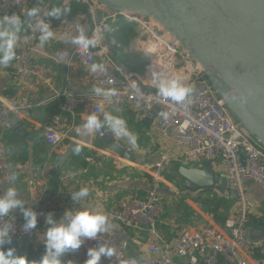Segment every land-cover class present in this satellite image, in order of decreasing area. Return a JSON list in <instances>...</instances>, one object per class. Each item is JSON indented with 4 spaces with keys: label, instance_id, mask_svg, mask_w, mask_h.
I'll return each instance as SVG.
<instances>
[{
    "label": "built area",
    "instance_id": "1",
    "mask_svg": "<svg viewBox=\"0 0 264 264\" xmlns=\"http://www.w3.org/2000/svg\"><path fill=\"white\" fill-rule=\"evenodd\" d=\"M52 3L53 0H0V8L14 10L22 16L28 8L36 6L39 9L38 16L27 21V35L31 42L39 41L40 33L35 27L38 19L50 25V29L57 35L56 40H62L59 37L75 32L76 25L84 26L88 20H91L93 25L87 36L95 38L97 45L87 51L76 46L74 56L87 68L96 86L114 87L118 95L106 100L95 93L54 90L53 97L57 101V111L52 115L50 125L44 131L46 144L51 148L63 144L64 134L57 126L61 123L63 113L74 114L79 106L91 104L93 113L97 115L102 114L105 106L124 102H130L132 106L147 111L158 106L161 110L156 124L162 138L181 148L193 161L218 160L227 187L236 192V210L227 215L224 230L182 229L176 238L164 242L158 224L167 197L161 194L159 189L161 178L172 161V155L162 153L153 163L146 195L144 197L126 195L107 213L111 222L127 230H147L150 241L146 248L155 255L154 259L146 262L128 258L126 256L128 240L119 238L113 231L102 233L96 239H85L79 249L66 254L85 264L88 248L106 244L115 247L119 253H122L123 258L135 261V264H173L174 259L169 254L170 249L178 256L188 257L191 263L195 264L200 258H203L206 264H218L220 260L226 264H248L253 254L264 256V239L251 238L246 234V228L253 220L254 205L249 194L248 182L264 186V148L234 119L224 99L211 86L202 66L189 58L177 38L161 27L156 28L157 37L146 36V41H150L152 48L146 51L149 65L144 78L149 81L144 82L135 71L115 61L109 53V45L105 40L107 33L119 28L118 22L121 19L133 20L135 25L139 24L137 25L139 27L145 26L139 21L140 15L109 10L108 14L97 17L96 10L103 7L97 0H61L62 6L71 7L76 4L78 8L73 15L63 16L54 21L46 14L51 11ZM134 42L136 45H142L143 41L137 36ZM180 60H185L184 71H187L188 77L192 80L193 93L182 104H177L160 97L152 81L153 73L163 71L169 76L176 75L174 67ZM93 63L104 64L105 70L91 72L90 66ZM152 64H155L156 68ZM9 72L12 77L25 83L28 93L21 101H15L10 94H5L8 104H0V123L7 121L10 113L14 114L15 121H19L20 112L31 110L36 104L35 88L40 84H49L43 67L35 64L30 49L24 45L17 50ZM108 129L109 127L105 126L93 134L99 139L107 135ZM96 157L97 154H89L84 159L90 164ZM29 167V162L23 161L15 166V171L24 174ZM9 170L4 153L0 150V177ZM82 170L86 171L87 168ZM28 208L37 213V226L29 232L23 230L25 223L23 215L11 211L8 216L0 217V225L8 224L11 228V237L20 243L32 238L40 225L46 221L45 216L34 204ZM100 264H118V260L115 256L111 258L102 256Z\"/></svg>",
    "mask_w": 264,
    "mask_h": 264
},
{
    "label": "crops",
    "instance_id": "2",
    "mask_svg": "<svg viewBox=\"0 0 264 264\" xmlns=\"http://www.w3.org/2000/svg\"><path fill=\"white\" fill-rule=\"evenodd\" d=\"M13 12L15 11L0 8V15ZM108 13L109 9L105 7L96 10L97 17ZM68 14L63 16H69ZM22 18L25 20L23 16ZM52 18L54 21L58 20ZM92 25L91 20L84 25L86 36ZM77 34L75 31L71 35ZM105 40L109 49L116 48L117 52L128 51L127 45L115 42L113 32L107 33ZM38 44V40L32 42L29 40L27 23L23 25L16 52L23 45L27 46L35 64L43 67L49 84H40L35 88L34 101L36 104L31 110L20 112L19 121H15L14 114L10 113L8 120L0 123V150L3 151L10 167V170L0 177V195L6 193L9 187L15 188L18 192L17 198L24 202V206L28 208L34 204L46 219L51 214L59 220L66 211H74L85 205L98 207L108 213L126 195L144 197L148 189L153 163L162 153H169L172 155V161L161 178L159 189V192L167 197V203L158 224L164 242L167 243L176 238L182 229L224 230L225 217L236 210V200L227 194L226 189L221 190L218 185L195 190L179 188L181 177L178 169L180 166L206 168L211 165L217 174L222 175L218 160L193 161L181 148L166 142L156 124L158 114L150 121L147 119V110L136 108L130 102H124L119 105L105 106L102 114L98 115L103 120V113L107 111L126 120L128 128L137 137L135 147L126 138L116 137L110 128L109 133L114 136L117 144L133 153L132 161L117 155L103 143L95 145L94 134H91L90 143L80 142V134L76 132V128L82 127L86 116L93 113L91 104L77 107L74 114L63 113L61 123L57 126L64 134L63 144L57 148L49 147L44 139V131L50 125L52 115L57 111V101L53 97L54 90L93 94L91 91L97 86L87 68L74 56L76 45L70 40H53L47 42L44 47H39ZM134 51L138 52L137 49ZM61 53H67L65 61L56 59ZM115 61L119 62L117 59ZM11 64L7 68H0V104H8L4 97L5 94H10L15 101H21L27 97L28 89L25 83L12 77L9 72ZM131 70L135 71L132 68ZM138 75L144 82L149 81L144 78L143 74ZM71 141L86 147L89 151L87 155L97 154L92 163L86 162V166L76 172L66 171L62 168L65 161L60 164V158L55 160L52 156L55 153L61 157ZM23 161H28L30 167L24 174H18L15 166ZM84 168L87 170H82ZM53 171L59 173V186L54 194L51 193L52 187L49 186ZM13 174L15 175L14 182L10 179ZM82 187H88V196L83 201H74L72 193L79 191ZM248 189L254 205L253 220L247 226L246 234L251 238L264 239V186L248 182ZM12 211L22 215L20 209ZM112 223L114 228L111 231L129 242L126 250L128 258L141 259L146 262L154 259L155 255L146 248L150 241L147 230H127L115 222ZM47 228L45 221L40 225L36 234L27 239L26 244L31 245L32 248L42 247L45 250L44 241ZM22 243L21 241L20 246ZM169 254L174 259L173 264H195L191 263L188 257L176 255L172 249L169 250ZM196 264L206 263L203 258H200ZM218 264L226 263L220 260ZM248 264H264V256L253 254Z\"/></svg>",
    "mask_w": 264,
    "mask_h": 264
},
{
    "label": "water",
    "instance_id": "3",
    "mask_svg": "<svg viewBox=\"0 0 264 264\" xmlns=\"http://www.w3.org/2000/svg\"><path fill=\"white\" fill-rule=\"evenodd\" d=\"M113 11L131 12L150 17L162 29L178 39L190 59L198 62L211 86L240 125L264 148V0H97ZM36 8V6H34ZM29 18H25L24 24ZM127 21L134 23L133 20ZM94 93L95 91H91ZM158 106L148 110L150 121L160 112ZM99 142L117 155L133 160V153L119 146L113 135ZM80 142L90 143L91 134H80ZM79 143L71 141L59 163L74 152ZM179 188L199 189L218 185L227 189L223 175L211 165L206 168L180 166ZM20 242L12 238L15 250Z\"/></svg>",
    "mask_w": 264,
    "mask_h": 264
},
{
    "label": "clouds",
    "instance_id": "4",
    "mask_svg": "<svg viewBox=\"0 0 264 264\" xmlns=\"http://www.w3.org/2000/svg\"><path fill=\"white\" fill-rule=\"evenodd\" d=\"M70 7L60 6L51 9L47 15L59 19L61 16L70 12ZM39 9L35 7L28 8L23 12L24 18L37 17ZM24 24L21 15L13 12L0 15V68H7L16 58V48L20 40V32ZM35 27L39 30V47H44L47 42L57 39L56 33L50 29V25L43 20H37ZM77 35L68 33L59 37L62 40L70 42L84 51L97 45L95 38H89L85 34L83 25H76ZM67 53L58 54V61H65ZM90 70L96 73L98 70L103 72L105 66L102 63H93ZM153 85L156 87L158 95L162 98L171 100L177 104H182L186 98L193 93V87L185 83V77L176 74L169 76L162 72L153 73ZM135 87V85H133ZM98 97L111 100L118 95L114 87L104 88L97 86L94 89ZM108 126L116 137L126 138L128 142L135 147L137 142L136 135L128 128L127 122L121 116L112 115L110 112L103 113L101 120L96 113L86 116L82 127L76 128L78 134H93L103 127ZM80 145H77L74 151L79 153ZM10 179L14 182L15 175ZM89 194L88 187H82L79 191L72 193L74 201H83ZM18 192L15 188L9 187L6 193L0 195V217H6L14 209H20L25 223L23 230L29 232L37 226V213L31 208H26L24 202L18 199ZM48 225L45 235V254L40 264H62L61 257L70 251L79 249L85 239H96L102 233H108L114 225L110 221L108 214L98 207L83 206L77 210H68L59 220L51 214L47 216ZM11 228L8 224L0 225V264H27L25 256L14 255L15 249L9 247L7 251L3 250L4 245L12 243L10 235ZM116 257L118 264H135V261H128L123 258L115 247L106 244H100L99 247H90L87 249V260L85 264H100L101 257ZM68 264H72L71 261Z\"/></svg>",
    "mask_w": 264,
    "mask_h": 264
},
{
    "label": "trees",
    "instance_id": "5",
    "mask_svg": "<svg viewBox=\"0 0 264 264\" xmlns=\"http://www.w3.org/2000/svg\"><path fill=\"white\" fill-rule=\"evenodd\" d=\"M61 0H53L52 9L55 7H60ZM78 5L74 4L70 7V12H68L69 16L73 15L77 10ZM63 17V16H62ZM61 18V17H60ZM53 19V18H52ZM57 21V20H56ZM119 28L113 32L114 39L116 43H122L124 45L128 44L129 39L134 38L136 36V31L131 27L134 26L135 23L126 21L124 19L119 20ZM125 35L127 38H125ZM55 107V106H54ZM56 108V107H55ZM95 145H101V142L95 140ZM81 150L79 153L75 151L65 160L62 168L68 172H76L80 168L86 166V161L84 160V156L89 153L86 147L80 146ZM25 155V149H24ZM55 160L60 158L59 154H52ZM49 186L52 187L51 193H56L59 186V173L53 171L51 177L49 179ZM226 218V217H225ZM27 239L23 240L20 247H18L14 255L17 256H25L27 260V264H40L43 255L45 254V250L42 247L32 248L31 245L29 246L26 244ZM62 264H68L69 261L72 264H82L76 261L72 256L65 254L61 257Z\"/></svg>",
    "mask_w": 264,
    "mask_h": 264
},
{
    "label": "rangeland",
    "instance_id": "6",
    "mask_svg": "<svg viewBox=\"0 0 264 264\" xmlns=\"http://www.w3.org/2000/svg\"><path fill=\"white\" fill-rule=\"evenodd\" d=\"M143 22L145 26L141 25L140 27L135 25L131 26L135 31H136V36L135 37H139L140 36V40H142V45H136V42L133 41V39L135 38H131L128 41V51L127 52H117L116 48L115 49H109V53L112 55V57H114L115 59H117L119 62L125 64L127 66V68L129 69H134L138 74H145L146 70L148 69V65H149V60L146 56V51L151 49V43L150 41H146V36L147 35H152L157 37V32H156V28H162V26L156 22L153 18L150 17H141L140 22ZM156 24L158 25L156 26ZM153 29V30H152ZM153 33V34H152ZM156 33V34H155ZM150 37V38H151ZM125 38H127V36L125 35ZM133 48V49H131ZM134 49H137L138 52H135ZM113 50V51H112ZM153 50H155L153 48ZM155 52L158 53V51L155 50ZM185 60H180L177 62V64L175 65V71L177 74L185 77V83L186 84H190L192 85V80L188 77L187 75V71H184L185 69ZM184 72V73H183ZM156 88V87H155Z\"/></svg>",
    "mask_w": 264,
    "mask_h": 264
},
{
    "label": "bare ground",
    "instance_id": "7",
    "mask_svg": "<svg viewBox=\"0 0 264 264\" xmlns=\"http://www.w3.org/2000/svg\"><path fill=\"white\" fill-rule=\"evenodd\" d=\"M140 21V20H139ZM140 23H142L143 24V22L141 21ZM158 24H156V26H157ZM158 27H159V25H158ZM153 34V33H152ZM154 36L152 35V37L151 38H153ZM152 66L154 67V68H156V65L155 64H152Z\"/></svg>",
    "mask_w": 264,
    "mask_h": 264
}]
</instances>
